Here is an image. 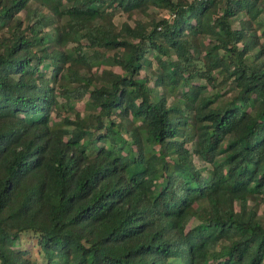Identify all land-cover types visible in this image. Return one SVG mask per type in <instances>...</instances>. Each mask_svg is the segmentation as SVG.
I'll list each match as a JSON object with an SVG mask.
<instances>
[{
    "label": "trees",
    "instance_id": "obj_1",
    "mask_svg": "<svg viewBox=\"0 0 264 264\" xmlns=\"http://www.w3.org/2000/svg\"><path fill=\"white\" fill-rule=\"evenodd\" d=\"M70 1L0 0V264H264V0Z\"/></svg>",
    "mask_w": 264,
    "mask_h": 264
},
{
    "label": "rangeland",
    "instance_id": "obj_2",
    "mask_svg": "<svg viewBox=\"0 0 264 264\" xmlns=\"http://www.w3.org/2000/svg\"><path fill=\"white\" fill-rule=\"evenodd\" d=\"M63 2H65V4H70V0H62ZM158 8L155 7V6H152V12H155L157 11ZM45 11H47V9H45ZM160 15H165L167 14V11H161L159 13ZM20 16L25 18L26 17V11L23 10L21 13H20ZM135 18H143V19H148L149 17L147 15H144V14H139V13H133L131 15H129L128 13L126 12H123L122 10H119L117 13H116V16H115V20L120 23L124 20H129L131 21L132 23H134V19ZM260 33V31H259ZM85 41V40H83ZM207 43V40L205 39H202V44H205ZM88 52L89 49H87ZM152 57V56H151ZM153 58V62L152 64L150 65H147L143 68L142 70V74H148L150 77H151V84L154 83V79L156 77V74L154 72H156L157 70L159 71L161 69V64L158 63L157 61V58ZM104 69H109V70H121L120 67L118 65H116L114 63V61L112 59H109L106 63L102 64L100 67H97L95 68V71L96 72H101L102 70ZM201 82H205V80H200ZM222 90V93H223V97L224 98H227V97H230L233 93V84H230V85H222L221 88ZM58 98L60 100V102L62 103V107H61V111L63 114H66V113H74L75 110H80L83 112L84 115H88L89 113H93L95 110L92 106H90L87 102H86V98L82 99V100H71V103L67 102V95H64V94H59L58 95ZM176 97L174 95H170V102L174 101ZM191 115V114H190ZM57 121H59L58 123H60V121H62L61 117L60 116H57L55 117ZM187 133L192 135V134H196L197 133V127L195 125V121L193 119V115H191V118H190V122H189V125H188V128H187ZM147 147L149 148H152L153 147V144H146ZM195 161L197 162L198 165L200 166H206V167H209L210 165L208 163H206L204 160H202L199 156H195ZM260 213H263L262 211V208L260 209ZM201 219H198V218H194L193 221H192V225H195L196 223H198ZM22 240H23V243H24V246L28 245V243L30 242V239H29V235L26 233V234H23L22 236ZM32 257L33 259H37V261L33 260V263H36V264H39V263H44V260L42 258L41 255H37L36 251H32Z\"/></svg>",
    "mask_w": 264,
    "mask_h": 264
}]
</instances>
